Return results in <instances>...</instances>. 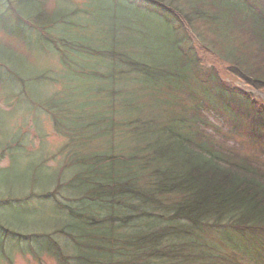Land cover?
<instances>
[{
	"label": "trees",
	"instance_id": "1",
	"mask_svg": "<svg viewBox=\"0 0 264 264\" xmlns=\"http://www.w3.org/2000/svg\"><path fill=\"white\" fill-rule=\"evenodd\" d=\"M101 1L108 14L104 11L96 12L88 0L85 6L73 0L70 3L59 1L52 19H62L63 31L60 30L61 26L55 30L59 35L66 36L69 33L87 35L86 29H79L84 26L82 21L86 18L94 21L95 16L97 18L106 15L111 21L110 38L107 46L99 39L94 51L98 58L105 59L112 69L110 76L130 73L135 77L131 79H136V82L146 83L151 80L166 82L168 84L163 88H166L164 91L170 97L181 92L184 86L182 80L191 78L193 71L200 74V58L197 54L200 50L220 62L219 67L223 74L238 70L247 76V82L264 86L263 0H243V4L242 0L240 2L224 0L222 4L217 2L210 4V0L209 2L190 0V3L186 0V3L181 0ZM159 6L171 13L166 14ZM179 7L188 8L190 16L182 15L185 20L179 16L177 10ZM36 12L37 10H34L29 14L33 16ZM144 19L147 20L144 25L159 23L169 38L183 37L189 33L187 30L189 27L198 47L193 46L186 51L181 46L182 40L177 44V39L173 42V51L170 52L168 49L166 54L170 57L171 53H177L179 59L176 61L169 59V66L153 67L132 50L134 46L129 41L121 37V32L127 26L136 24L129 25L130 22H140ZM181 20L188 27L183 25ZM34 22L38 26L37 21ZM48 23L47 26H50L51 22ZM84 35L80 37L84 38ZM251 49L256 50V56L259 57H250L244 53ZM92 72L97 75L94 80L97 86L102 81L100 72ZM219 74L221 73L216 70L212 72L213 80L221 81L218 78ZM78 78V87H67L62 95L57 94L49 99L44 96L39 104L50 117L56 135L67 141L66 145L54 154L56 158L62 157V160L57 162L58 167L46 166L48 169H54L53 181L50 180L52 175L47 179L48 186L54 188L42 201L48 199L52 205L61 202L62 190L64 191L62 194L73 200L76 205L75 209L67 207L68 212L63 214L60 212V206H55L59 209L55 217L59 216L58 220H62L63 226V228L57 226L56 230L68 229L72 241L86 248L91 240L96 239V235L88 233L87 228L79 223L81 214L76 212L78 202H81L80 208L87 206L90 210L96 209L98 198L95 199V196L101 191L100 186L107 183L103 188H113L116 180L122 181V187L118 185L119 187L110 190L122 195L117 194L114 199L111 197L108 204L111 209L136 212L151 207L164 213L158 216L157 224L160 225H157V229L154 227L155 233L146 235L143 240L136 241L133 238V243H130L128 241L131 237H123L114 248L90 244L89 247L94 250L90 258L85 256V250L74 248L82 254L81 258L86 263L113 259V262L107 264H214L211 262L212 254L209 251L211 247L206 237L207 232H220L223 236L221 241L226 244L231 241L233 233L223 226L240 229L239 231L264 229L263 165L250 164L249 157L238 155L236 152L233 158L219 151L218 148L222 149L223 145L213 138L217 136L212 128L213 123L207 122L199 131L206 121L200 120L197 111L189 109L183 114L178 110V115L168 120L164 109L147 111L148 99L143 94H136L131 98L127 93L128 100L124 110L133 119L129 121L128 134L124 137L117 131L119 124L114 116L117 109L109 103L101 105L104 111L102 115H95L99 110L97 109L92 116L93 123L80 124L83 117L77 113V108H73L80 107L78 103L82 101L77 99L80 91L85 88L92 90V87L86 86L85 80L93 79L81 75ZM130 87L134 90L132 86ZM96 91L99 93L100 89ZM226 92L221 94V99L225 102L223 108L230 113V121L238 122L239 115L234 114L229 108L231 104L230 99L227 102ZM85 93L84 90L82 94ZM97 93H94L96 97L104 96L103 93ZM109 96L112 99L116 94L111 93ZM152 99L159 100L156 95ZM171 99V104L175 103L173 96ZM46 103L50 104L48 108L42 106ZM84 106L85 103L82 102L81 108ZM139 114H145V118L139 117L138 120ZM127 140H132V147ZM92 142L97 143V146L105 143L109 151L123 154L114 161L110 160L105 149L104 156L99 152H90L87 146ZM13 143H17L15 149H20L16 140H13ZM33 144L31 142V145ZM68 145L69 147H66ZM125 145L128 151L131 148L128 154H124ZM119 162L122 168L117 170ZM35 167L39 168L36 163L33 168ZM44 168L42 170H46ZM13 171L12 166L0 167V185L4 183L2 179H8ZM29 171L31 174L34 169ZM148 181H154V185L158 187V204L156 201L150 203L151 199L140 198V188H147ZM119 188L121 190L118 191ZM170 214L187 221L169 222L165 217ZM50 219L48 216L47 220ZM170 224L186 229L167 231ZM189 229L192 235L189 234ZM1 231L7 235L0 232V264H13L11 257L16 249L22 253L32 249L38 258L45 255L47 247L43 245L39 247L34 240L22 245L23 235L18 230ZM33 246L35 248H32ZM114 258L121 261L114 263Z\"/></svg>",
	"mask_w": 264,
	"mask_h": 264
},
{
	"label": "rangeland",
	"instance_id": "2",
	"mask_svg": "<svg viewBox=\"0 0 264 264\" xmlns=\"http://www.w3.org/2000/svg\"><path fill=\"white\" fill-rule=\"evenodd\" d=\"M8 1L10 4L8 5ZM75 3L80 4L82 6H85L86 0H73ZM183 3L189 2L190 0H181ZM204 2L209 0H203ZM226 1V0H225ZM224 0H210V4H213L215 2L222 4L225 2ZM14 0H0V81L2 86H4V90L0 89V140H3V146L0 148V155L3 152V148H5V152H7V143L10 142V140L13 138V135H16L17 132L10 134L14 130L20 131L21 136H25L27 139L28 144L33 140L35 143L34 148L38 149L34 154L31 155H16L15 163L16 165L13 167L14 171L11 175H9L8 179H2L4 183H1V190H0V197L5 195H20V194H30L33 193L35 195H40L46 192L49 188L48 183H42L45 180H47L49 177V173H47L45 170H41L37 167L33 168L34 164L39 161V156L41 153L44 152L41 147L45 149L46 154H54L61 150V148L66 145L67 141H65L63 138L56 135V133H53L52 130V122L49 119V117L42 112L40 109L39 111L33 110L31 113L28 111L31 108V103L33 105H36L38 102L42 101V96H47L49 99L52 96L55 95H62L65 92V88H71V87H78L79 80L77 78H70L65 79L66 76H68V71L65 67H62V65L59 63V58L54 55H48L49 53H52L54 51L53 48L49 47V44L46 40L42 39L41 37H35V35L24 28L21 23L16 21V18L21 19L22 15H26L30 13L31 11H38L40 7H43L45 0H19L18 2L12 3ZM88 3L94 8L96 12H106L108 14L107 8L102 7L103 3L101 0H88ZM207 4V3H206ZM205 4V5H206ZM11 9V12L8 11L7 14L4 12H1L5 7H9ZM56 9L55 2H52V0L46 1L45 11L41 14L36 15V17H39V20L42 22V24H47L48 21H52L53 13ZM178 12L184 16H190L188 13V8L186 7H179ZM96 20L92 21L91 18L84 19V24H86V32L87 37L82 38L80 37V34H73L70 33V37L78 42L79 45H81L83 48L87 49H93L97 45V41L100 39V41L104 44V46H107V43L110 38V30H111V21L106 17V15H100L96 18ZM145 20V19H144ZM140 20V22L132 21L129 23H136L135 25L127 26L122 32L121 37L129 41L134 47L133 51L137 54L141 55L150 65L153 67H159V66H169L170 64L169 59L178 60L179 55L177 53H171L170 57L166 54L168 49L173 51V42L177 41V44L183 39V37L178 38H169L166 36L160 26L159 23H151L150 26L144 25V23H147V20ZM54 21V20H53ZM150 22V21H148ZM63 23V22H62ZM61 26V27H60ZM61 28L60 30L63 31V24H57L55 25L54 29ZM24 31L26 34H28L29 41L26 45V49L24 47V43L18 40L19 36L16 35L17 31ZM2 32L12 33L15 35L10 36L11 38H8L6 36H3ZM44 35L47 34L46 26L43 27ZM43 41V42H41ZM131 50V51H132ZM67 52H71L69 49L66 50ZM132 51V52H133ZM256 51V50H255ZM253 49L249 51H244V53L250 57L256 56V52ZM197 54L200 58L201 66L206 69L208 67L214 68L216 71H219L222 76L224 77L226 82H229L233 84L234 86H237L238 88H241L240 91H243V94L245 96H251L258 100L263 106H264V90L261 89V87H256L250 84H247L243 80H241L236 73L238 74V71H235V74H223L220 70L219 65L211 58L209 57L205 52L198 50ZM260 55V54H259ZM77 58V61L79 65L83 66L82 58L85 57L83 54H76L74 56H71V59L74 60V58ZM259 57V56H256ZM86 67L87 71H98L103 72L104 74H109L110 69L104 68L103 65L108 64L107 62H98L94 59H91V57H86ZM75 62V61H74ZM89 63V64H87ZM102 65V66H101ZM255 66V65H253ZM75 69H78L77 67H74ZM41 73L49 80L42 83L38 81V78L40 77ZM50 79H53L54 81H51ZM18 80H21L24 82V91L23 95L20 99H18L17 102L20 103L18 106V109H16L15 105L8 108L6 105V101L13 102V100L8 99L9 97L12 98V95H14V92L21 89V86L18 83ZM40 80H43L40 78ZM57 80V82H55ZM119 79L114 78L110 79L106 83H100L98 88H102L104 97L97 98L95 96V92L93 88H96L93 81H87L85 80L86 86L92 87V90H87L85 88V94H82V91L79 92L77 99L80 101H85V106L83 107L84 110L80 111V115L83 117L80 124L83 122L85 124L93 123V114L99 109L95 115H102L104 113L103 110H101V105L105 103H109L113 105L117 111L115 113V118L118 120L119 126L117 127V131L120 133L122 137H124L128 130V123L130 120L133 119L130 115L126 114L125 105L121 102H124L120 98L125 94L124 88H112L110 87V83L117 81ZM122 83H119L123 86L125 85H134L139 88V91L136 92L137 95L143 94L148 99V107L147 111L153 112L158 109H164V112L166 114L167 119H174L178 115V109L177 106L179 97L178 95H167L164 90L166 89H154L147 86H140L135 81H133L130 77L123 76L121 77ZM152 90H150V89ZM7 93V94H6ZM47 93V94H46ZM111 93L116 94V98L110 101L108 100V96ZM46 94V95H45ZM93 94V96H92ZM157 96L159 100H153L152 97ZM172 96L175 99V103L171 104L172 102ZM99 99L95 102L96 105L99 107L93 106L90 103V99ZM103 98H107L102 100ZM184 98V97H183ZM120 99V101H119ZM124 100L127 101L128 98L124 97ZM201 100H204L201 99ZM187 106H194L195 103H191L187 98H185V102L183 103ZM44 107H49L50 104L46 103L43 104ZM247 107H251L252 109L259 112V108L254 105H246ZM181 111V110H180ZM182 112V111H181ZM147 114V113H146ZM172 115V117H168ZM140 118H145V114H139L138 120ZM135 124V123H134ZM213 130L221 129L219 124L215 122V125L212 127ZM10 137L9 139H6V136ZM217 136H213V138L218 142L219 144L223 145L222 149L221 147L218 148L219 151H222L225 154H228L229 156L233 157L235 156V153H238V155L242 156H250L245 150L244 147H235V143H239V138L237 137H226L222 134L217 133ZM131 147L133 146L132 140H127ZM101 148H98L101 152L104 149H107L106 144L100 145ZM68 147V146H66ZM40 148V149H39ZM28 149H31L28 147ZM94 147H88V150H93ZM131 149V148H130ZM129 149V150H130ZM85 151V149H84ZM124 151L126 153H129L127 146H124ZM232 151V152H229ZM59 161V160H57ZM34 163V164H32ZM120 163V162H119ZM56 161L53 163H50L49 165L54 167L56 165ZM31 165V166H30ZM9 166V160L8 159H2L0 156V167H7ZM117 170L121 169V163L118 164ZM29 169H34L33 172H31ZM123 172V171H122ZM124 176V175H123ZM121 176V177H123ZM125 180V179H120ZM127 180V179H126ZM37 182V183H32ZM122 181H115L113 188L119 187L118 185L121 184ZM51 184V182H49ZM120 187V188H121ZM65 188V187H64ZM112 188V189H113ZM117 189L118 191L121 189ZM62 191V190H61ZM48 199H45L44 201H30L25 208L23 209H16L13 207L6 208L2 211L0 209V222L9 228L15 229V230H25L29 229L32 231H42L48 228H54V226L58 225L61 228L62 226V220H58L57 217H55V214L59 211L55 206L50 204ZM64 204L68 207H74L76 208L75 202L73 200H70L66 198L64 200ZM47 206V207H46ZM101 216L105 217L108 216V213L105 211H98ZM50 216L51 219L48 221L47 217ZM147 221L145 220L144 216L137 217V218H131L127 219L126 223H122L123 230H120L122 226H120L116 231L121 232H127V236H131L133 232H136L138 230H141L143 232L147 231L146 227ZM81 227V226H80ZM85 228H87L89 231L97 233L99 230L95 226H89L85 225ZM189 234L192 235V231L189 229ZM25 234H28L26 232H23ZM209 233V232H208ZM208 236L211 238L210 234ZM55 239L59 242L61 245V249L63 250L64 254L68 258L76 257L77 253L74 249H72L71 246H67V239L61 235H56ZM140 240V237H139ZM222 249V248H221ZM228 255L224 263L220 262L219 259H213L212 262H215L216 264H228L229 262L232 263V255L231 250L228 249ZM217 250H214L211 252L212 254H215ZM27 252H25L26 254ZM233 256V255H232ZM234 257V256H233ZM12 260L14 264H57L54 260L44 259L39 262L33 260L29 254H26L24 256L19 254H13L12 253ZM245 263V262H244ZM6 264V263H2ZM246 264V263H245Z\"/></svg>",
	"mask_w": 264,
	"mask_h": 264
}]
</instances>
